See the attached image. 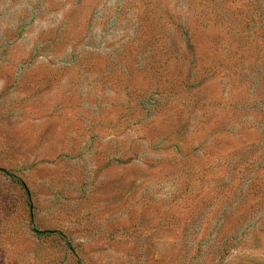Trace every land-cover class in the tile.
<instances>
[{
	"label": "rangeland",
	"instance_id": "1",
	"mask_svg": "<svg viewBox=\"0 0 264 264\" xmlns=\"http://www.w3.org/2000/svg\"><path fill=\"white\" fill-rule=\"evenodd\" d=\"M0 264H264V0H0Z\"/></svg>",
	"mask_w": 264,
	"mask_h": 264
}]
</instances>
